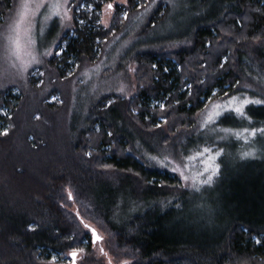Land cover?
<instances>
[{
    "label": "trees",
    "instance_id": "1",
    "mask_svg": "<svg viewBox=\"0 0 264 264\" xmlns=\"http://www.w3.org/2000/svg\"><path fill=\"white\" fill-rule=\"evenodd\" d=\"M113 1L83 0L93 10L74 18V37L61 38L67 43L60 60H50L58 79L71 59L95 61L96 49L122 28L120 14L135 12L142 2L126 0L112 24L102 28L99 12ZM12 5L13 0H0V25ZM166 9L159 2L145 30L163 19ZM130 63L134 94L99 97L85 127L55 140L50 131H23L16 116L23 94L13 105L0 90V109L12 112L11 118L0 117L8 127L7 135H0V264H44L52 253H91L80 219L104 230L113 257L132 264H264V165L252 168L251 190L228 189L223 196L232 198L222 211L212 204L210 222L194 209L185 215L181 211L196 208L202 197L195 203L177 175L148 166L107 115L116 107L136 135L155 136L162 148L194 126L209 98L221 99L246 85L264 89V0H228L198 23L182 46L138 51ZM262 105L256 109L264 110ZM63 108L39 101L38 122L45 112Z\"/></svg>",
    "mask_w": 264,
    "mask_h": 264
},
{
    "label": "rangeland",
    "instance_id": "2",
    "mask_svg": "<svg viewBox=\"0 0 264 264\" xmlns=\"http://www.w3.org/2000/svg\"><path fill=\"white\" fill-rule=\"evenodd\" d=\"M161 1L167 8L164 18L145 30L148 18ZM227 2L142 0L135 12L128 14L123 11L120 14L122 28L119 31L114 29L116 31L112 32L106 45L96 49L95 61L79 63L71 59L67 62L65 76L58 79L50 60H60L67 43L61 42V38L74 37V18L81 11L91 12L93 7L83 0H13L7 19H3L0 25V90L6 91L13 105L21 97L20 93L23 94V105L16 115L22 120L23 131H50L53 140L68 136L75 127L84 123L99 97L115 94L129 98L134 94V66L130 63L133 54L148 48L177 49L189 39L190 32L198 23L215 16L216 10ZM24 4H27L26 8H22ZM109 4L113 5L111 9ZM120 5H126V0L106 3L99 12L98 25L107 29ZM21 12L25 16L23 21H20ZM58 67L65 68L61 64ZM246 87L218 100H206L194 126L183 130L179 140L176 136L174 143L162 148L157 137L136 135L137 132L125 124L116 107H112L107 115L116 122L121 133L126 132V136L132 139L140 158L148 166L177 175L181 185L190 190L191 199L195 197V203L202 197L203 203L181 212L186 215L187 211L194 209L210 222L214 215L212 204L222 211L232 198L223 196L228 189L240 187L251 190L252 168L264 165V110L256 109L264 102V89L254 85ZM41 100L47 105L64 106L55 114L45 112L41 121L51 127L49 130L38 122L41 114L35 111ZM244 100L249 103L243 104ZM150 102L156 105L155 101ZM236 107H240L241 112H235ZM11 115V110L2 106L0 117L11 118ZM30 117L36 120V124H31ZM164 122L160 119V124ZM95 128L98 129L97 126ZM0 129L2 133L8 129L1 120ZM65 192L68 198L72 194L69 190ZM69 210L77 216L78 211L73 204L69 205ZM80 223L91 240V253L75 251V264L133 263L131 259L113 257L109 252V235L104 230L92 222L80 219ZM71 253L62 256L52 253L44 264H73Z\"/></svg>",
    "mask_w": 264,
    "mask_h": 264
},
{
    "label": "snow or ice",
    "instance_id": "3",
    "mask_svg": "<svg viewBox=\"0 0 264 264\" xmlns=\"http://www.w3.org/2000/svg\"><path fill=\"white\" fill-rule=\"evenodd\" d=\"M26 7H27V4L22 5V8H26ZM112 7H113L112 4H109V5H108V8L111 9ZM24 19H25L24 13L21 12V13H20V21H23ZM18 23H19V21H18ZM248 103H249L248 100H244V101H243V104H245V105H247ZM256 103H260V101H256ZM235 112H241V108H240V107H236V108H235ZM0 135H7V129H5L3 133H0ZM85 227L87 228V225H85ZM71 255H72V257L75 259V257L77 256V253H76L75 251H73V252L71 253Z\"/></svg>",
    "mask_w": 264,
    "mask_h": 264
},
{
    "label": "water",
    "instance_id": "4",
    "mask_svg": "<svg viewBox=\"0 0 264 264\" xmlns=\"http://www.w3.org/2000/svg\"><path fill=\"white\" fill-rule=\"evenodd\" d=\"M70 257H71V259L73 260V264H75V262H74V260H75V259L72 257V255H71V254H70Z\"/></svg>",
    "mask_w": 264,
    "mask_h": 264
}]
</instances>
